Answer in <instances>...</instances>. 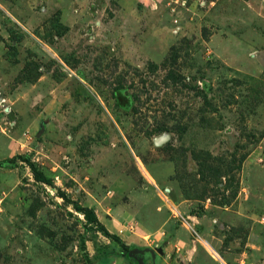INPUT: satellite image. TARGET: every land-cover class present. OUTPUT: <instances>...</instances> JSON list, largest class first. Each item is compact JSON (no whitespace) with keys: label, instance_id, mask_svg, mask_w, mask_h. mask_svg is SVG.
Returning <instances> with one entry per match:
<instances>
[{"label":"rangeland","instance_id":"obj_1","mask_svg":"<svg viewBox=\"0 0 264 264\" xmlns=\"http://www.w3.org/2000/svg\"><path fill=\"white\" fill-rule=\"evenodd\" d=\"M179 2L0 0V160L139 250L17 162L0 264H264V0Z\"/></svg>","mask_w":264,"mask_h":264},{"label":"trees","instance_id":"obj_2","mask_svg":"<svg viewBox=\"0 0 264 264\" xmlns=\"http://www.w3.org/2000/svg\"><path fill=\"white\" fill-rule=\"evenodd\" d=\"M17 162H22L31 169L34 180L36 182L56 189L57 195L61 197L63 200H65L66 202H69L77 212L83 214L88 224L96 226L97 229L100 232H102V234L105 237L117 243L122 249V252H123L122 254L126 253L132 257L135 252L139 251L138 248L127 245L118 235L110 233L109 230L100 222L96 212L92 208L82 206L77 202L71 201L63 191H61L59 188L55 186L52 178L47 176L38 167V165L33 160H31V158L25 155H18L11 159L0 160V168H6L7 165H15Z\"/></svg>","mask_w":264,"mask_h":264},{"label":"built area","instance_id":"obj_3","mask_svg":"<svg viewBox=\"0 0 264 264\" xmlns=\"http://www.w3.org/2000/svg\"><path fill=\"white\" fill-rule=\"evenodd\" d=\"M173 3H175L176 5H178L180 2H179V0H173ZM174 11H175V9L172 8V12H174ZM261 221L264 222V217H262Z\"/></svg>","mask_w":264,"mask_h":264},{"label":"water","instance_id":"obj_4","mask_svg":"<svg viewBox=\"0 0 264 264\" xmlns=\"http://www.w3.org/2000/svg\"><path fill=\"white\" fill-rule=\"evenodd\" d=\"M156 251H157L159 254H161V255H163V253H164L163 250H162V248H157ZM152 255L155 256V253H154L153 251H152Z\"/></svg>","mask_w":264,"mask_h":264}]
</instances>
